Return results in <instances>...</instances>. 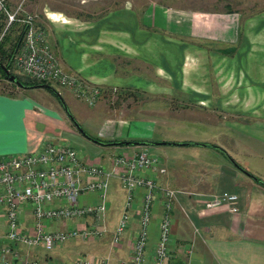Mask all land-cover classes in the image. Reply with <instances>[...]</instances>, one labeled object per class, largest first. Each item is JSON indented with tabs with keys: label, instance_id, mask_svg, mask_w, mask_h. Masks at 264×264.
<instances>
[{
	"label": "crops",
	"instance_id": "1",
	"mask_svg": "<svg viewBox=\"0 0 264 264\" xmlns=\"http://www.w3.org/2000/svg\"><path fill=\"white\" fill-rule=\"evenodd\" d=\"M44 1L4 0L3 4L10 12L20 3L21 16L38 10L34 24L43 29L47 26L46 38L59 67L96 85L102 92V99L95 104L97 109L89 112L101 121L100 127L85 138L89 155L80 154L83 161L110 169L112 155H131L141 149L158 159L163 172L147 170L143 174L152 177L159 186L176 191L169 213L170 253L165 264H264V188L249 177L252 175L264 183V159H237L235 153L224 149L218 139L223 135L224 126L238 122L222 123L216 117L207 121L205 115L206 112L219 113L221 107L213 102L214 99L233 92L222 89L219 73L227 59L221 56V52L243 47L245 57L240 60L235 56L229 61V77L239 71V62L243 64L245 61L249 73L256 76L255 80L264 82V48L261 52L254 50L229 13L192 9L160 11L153 4L142 11L123 3L112 9L110 5L93 7L91 14H85L83 18L79 13H67ZM85 1L80 0V3ZM97 2L94 0L93 4L98 5ZM192 46L201 49L204 55L201 65L208 66V70L192 69L195 66ZM191 73L194 75L190 77ZM174 76L177 77L176 83L180 80L179 86L174 83ZM175 85V89L197 109L198 115L193 119L175 120L169 114L174 109L170 111L167 103L158 102L159 95L172 94ZM15 89V95L0 91V156L37 151L41 146L38 128L39 125L45 126L46 118L39 119L33 108L45 107L33 100L40 93L33 95L31 91L48 90L19 86ZM110 90L147 94L151 100L132 107L139 116L111 120L105 115L107 111L103 103V97ZM61 91L63 95L57 93L65 106L76 107V102L84 104L68 90L61 88ZM206 100L211 105L205 106L203 102ZM253 125L264 130V119H256ZM188 127L200 128L202 137H195L196 133ZM69 133L76 135L74 130ZM260 136L264 140V131ZM146 137L147 142L153 143L119 144ZM162 142L211 144L224 150L226 155L209 146ZM246 152L243 155L248 158L250 154ZM222 191L237 195L235 213L229 212L224 205L204 206L209 197ZM140 199L141 191L137 190L129 210L130 221L119 241L113 243L111 236L123 211L124 191L117 178L111 177L105 193V210L98 219L87 216L81 220L45 223L46 230L103 227V236L72 239L55 246L52 254L43 255L56 257L64 264H72L74 257L106 264H133L130 249L138 230ZM162 200V196L156 194L151 206L146 243L149 260L158 238ZM94 201L93 194L79 199V203ZM21 220L22 228L26 226L29 230L32 220L28 213L24 212ZM0 222L4 223L3 220ZM0 241L5 239L0 237ZM15 249L19 251L18 246ZM19 254L25 259L26 256Z\"/></svg>",
	"mask_w": 264,
	"mask_h": 264
},
{
	"label": "built area",
	"instance_id": "2",
	"mask_svg": "<svg viewBox=\"0 0 264 264\" xmlns=\"http://www.w3.org/2000/svg\"><path fill=\"white\" fill-rule=\"evenodd\" d=\"M4 0H0L1 7ZM20 3L5 13L6 27L19 21L24 24L21 41L13 56L11 66L23 77L36 82L54 83L68 90L72 96L87 106L93 105L100 96L99 88L82 78L63 71L50 48L45 31L34 24V16H21ZM2 31V32H3ZM3 33H0V38ZM111 168L102 164L83 161L80 154L70 145L57 142L42 143L37 151L0 156V220L4 221V243L0 244V264H47L22 259L15 249L21 244L52 250L72 239L86 240L100 238L103 227H70L65 230H46V222L81 220L87 216L98 219L105 210V193L111 177L115 176L124 191L123 211L120 214L111 241L117 243L129 221V210L133 205L135 192L141 191L138 206V230L131 244L130 261L133 264H165L169 256L170 210L176 191L159 186L143 172L156 170L158 159L147 150L131 155L114 154ZM93 194L95 201L79 203L83 195ZM156 194L162 200V212L158 224V238L151 259L146 257L147 227L152 215V203ZM238 197L233 192L222 191L209 197L206 208L220 205L231 213L237 211ZM26 212L32 223L29 233H24L21 217ZM52 260H48L50 264ZM52 263V262H51ZM80 264H106L83 259Z\"/></svg>",
	"mask_w": 264,
	"mask_h": 264
},
{
	"label": "rangeland",
	"instance_id": "3",
	"mask_svg": "<svg viewBox=\"0 0 264 264\" xmlns=\"http://www.w3.org/2000/svg\"><path fill=\"white\" fill-rule=\"evenodd\" d=\"M44 2L51 7H58L67 13H79L80 15H83V18L86 17L85 14H91V8L93 7L102 8L110 5L109 8L112 9L115 8V5H122L123 3L127 5L129 4L132 8L141 9L142 11H144L149 5L153 4L156 5L160 11L165 9L177 11L192 9L216 13L219 12L223 14L229 13L230 15H233V18L237 21L242 36H246L245 39L250 41V46L254 50H259L260 52L263 50L264 52V49H262V47L264 48V0H98V5L93 4L94 0H86L84 3H80V0H45ZM35 12L38 13L39 11L35 10ZM36 13L32 12L29 14L33 15L34 19H36ZM44 29L45 32L48 31L47 26H45ZM190 48L191 52L193 51L194 53L191 55L195 57V66H192V69L199 70L201 68L202 70H208V66L201 65V62H204V55L201 49L194 46ZM184 49L187 51V47ZM221 53V56L227 59L226 61H223L226 62V64L223 63L222 72L219 73L220 80H222L221 83L223 84L222 89L223 91L233 90L234 93L231 92V95L229 96L215 98L213 102H215L216 105L219 104L221 109L219 110V113L216 114L206 112V119L207 121L210 119V121H212L216 117L222 123L238 122L233 123V125H226L222 128L221 133H223V135L218 139L220 145H222L224 149H227L229 153H235V157L240 161L244 159H259L258 161H260V159H264V140L260 136L264 130L262 128H255L253 124L256 119H264V82H261V80H255L256 76L249 73L248 66L244 64L245 61L243 64L239 62V71L233 73L229 77V61L231 59L233 60L235 56L240 58V60L241 58H244L246 52L243 47L240 46L232 52L226 50ZM253 55L256 54L254 53ZM182 61L184 62V59ZM186 61L187 60L185 59V62ZM10 74H17L19 78L23 79V76L18 74L13 66L11 67ZM191 75H194V73H191L190 77ZM176 79L177 77L174 76V83H176ZM179 81L180 80H177L178 83H176L178 86L180 85ZM159 84H161V81H159ZM49 85L55 91L63 95L59 86L54 83H49ZM15 88L16 87L11 85L9 81L2 78L0 75V91L3 93L10 92L15 95L17 94V89ZM173 88L174 90L172 91V94L167 95L166 93H163V95H159L160 97H158L160 100H158V102L164 101V103H167L170 111L174 109L169 114L175 120L187 118L193 119L196 117L198 112H196L197 109L193 108L194 105L190 103L186 96L180 93L178 89H175L177 88L176 85ZM43 92L44 90L31 91V94L33 95L40 93V95L34 97L33 100L45 107L43 108L41 106V108L40 106H36L33 108V111L38 115L39 119H42L43 116L46 118L45 126L39 125L38 128L40 133H38L37 137H40V144L49 141L63 143L73 147L79 154L89 155L88 143L85 138L90 136V134H93V130L99 128L101 123L99 119L89 112H93V110L97 109L95 104L102 99V92L96 102L91 106H87L80 102H76V107L69 104L68 106L70 108H68L66 105V108L69 109V113L74 121L83 132H80L74 127L75 125L73 126L72 122L67 118L58 98L49 91ZM103 98L104 108L106 109L105 111H107L105 115L111 120L114 118L136 116L139 113L133 112L132 107L139 103H144L146 100H151V96L147 94H133V92H118L116 90H110ZM62 102L64 103V100H62ZM203 103L205 106L211 105L207 100ZM188 128L196 133L195 137H202V130L200 128L198 130H196L198 127H196V129H191L192 127ZM70 130H74L76 135H71V133H69ZM147 138L148 137L141 140H135L133 138L131 140L146 141ZM109 141L112 140H105L104 142ZM233 147L235 148L234 150H232ZM247 148L248 151L246 152ZM235 151H238V153ZM244 151L250 154L248 158L243 155ZM94 221L97 222V220ZM4 232L5 225L3 222H0V237L4 238ZM23 232L29 233L30 231H27L25 226L23 227ZM3 243L4 242L0 241V244ZM17 245L19 247V252L23 254V256H26L25 260H35L37 262L48 264V260L51 259L52 263L50 262V264H64V262L56 257L43 255V253L52 254L55 248L52 250H43L39 247H26L21 244ZM25 253H28V255H25ZM81 261L82 257H74L72 264H80Z\"/></svg>",
	"mask_w": 264,
	"mask_h": 264
},
{
	"label": "trees",
	"instance_id": "4",
	"mask_svg": "<svg viewBox=\"0 0 264 264\" xmlns=\"http://www.w3.org/2000/svg\"><path fill=\"white\" fill-rule=\"evenodd\" d=\"M6 11H7V8L4 7V4H3V6L0 8V33L3 31V28H4V23H5L4 20H5ZM23 30H24V24L19 21H14L6 27V29L3 31V34L0 38V75L2 78L6 80L7 78L5 77L4 72L2 71V67L7 68L9 73L11 72L12 56L21 41ZM13 75L15 76L16 80L19 81L23 85L21 87H37L39 85H47L51 87L48 82H36L26 77H23V79H21L19 78L17 74H13ZM10 84L13 85L14 87H17V84L13 82H10ZM45 89L55 95V93L52 92L50 89L48 88H45ZM7 94L13 95L10 92Z\"/></svg>",
	"mask_w": 264,
	"mask_h": 264
},
{
	"label": "water",
	"instance_id": "5",
	"mask_svg": "<svg viewBox=\"0 0 264 264\" xmlns=\"http://www.w3.org/2000/svg\"><path fill=\"white\" fill-rule=\"evenodd\" d=\"M2 71L4 72L5 74V77L7 78V81L9 82H13L15 84H17V86L21 87L23 86L19 81L16 80L15 76L10 74L8 72V69L5 68V67H2ZM37 87H41V88H48L50 89L52 92L55 93V95L57 96L58 100L60 101L61 103V106L63 107L66 115L68 116V118L70 119V121L73 123V125H75V127L80 131V132H83L78 124L74 121L73 117L71 116V114L69 113V111L67 110L66 106L64 105V103L61 101L57 91H55L53 88L47 86V85H39ZM153 142H147V141H140V142H136V141H121L119 142V144H152ZM164 144H179V145H204V146H209V147H212L214 149H217L219 150L220 152H222L223 154H225L224 150H222L221 148L219 147H216L215 145H211V144H198V143H175V142H162ZM226 155V154H225ZM229 158V157H228ZM233 163V162H232ZM234 166L238 167L235 163H233ZM239 168V167H238ZM249 177H251L255 182H257L258 184H260L263 188H264V183L258 179V178H255L254 176L252 175H249Z\"/></svg>",
	"mask_w": 264,
	"mask_h": 264
}]
</instances>
